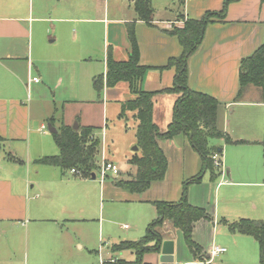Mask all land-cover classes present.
Here are the masks:
<instances>
[{"label":"crops","instance_id":"1","mask_svg":"<svg viewBox=\"0 0 264 264\" xmlns=\"http://www.w3.org/2000/svg\"><path fill=\"white\" fill-rule=\"evenodd\" d=\"M130 2L132 12L129 6L118 0H0V153L4 146L12 143L25 144L28 149L31 145H40V138L29 129L30 113L23 104L26 93L29 96L33 93L40 100L52 104L53 114L56 110L54 91L64 85L66 92L60 97L62 103L79 100L81 83L90 81L93 88L94 78L105 74L108 48L115 61L127 60L130 50L127 27L130 24L139 49V64L148 68L142 81L143 90L160 92L170 88L174 70L165 66L169 59L181 54V46L170 31L174 27H182L183 20L200 19L206 12H219L223 6V0H184L177 13L170 16L158 13L151 0L154 14L151 22L145 23L135 14V0ZM166 5L163 10H166ZM112 12L114 16L106 19ZM95 33L98 37L104 34L98 53L102 59L96 62L100 67L92 66L80 72L77 46L65 42L57 44V40L72 34V42L79 34L93 39ZM263 37L264 2L235 1L227 6L226 17L222 21H214L207 26L200 47L187 62L189 89L205 93L221 104L217 113L218 128L232 140L247 142L227 145L222 140L210 144L209 140L211 147L222 150L221 174L218 176L221 179L217 178L215 182L209 172L204 174V184L211 193L208 199H203L205 205L197 203V196L196 199L195 195L191 199L189 196L188 203L204 209L211 219L196 222L192 231L193 240L207 255L213 246H217L214 243L217 225L226 227L223 221L232 223L249 219L264 222V98L258 89L249 86L243 96L235 100L240 61L260 46ZM102 95L106 104L112 101L118 105L134 97L123 82L113 88L104 87ZM177 97L176 94L157 93L152 99V121L161 132L172 120ZM98 102L104 104L103 100ZM25 108L28 112L24 119ZM103 108L105 110V105ZM129 115L134 119V113ZM73 122L77 126L98 128L96 137L99 138L102 126L82 123L78 118ZM25 124L26 130L23 128ZM61 124L73 126L65 121ZM40 129L43 130V125ZM100 143V154L105 160L102 141ZM159 146L168 163L162 181L152 183L140 195L129 194L113 184L103 186V195L105 192L107 196L114 193L117 199L136 205L129 209L131 225L123 226L126 232L117 243L134 241L145 234L148 224L156 218L152 202H177L183 182L201 170L200 157L185 136L161 141ZM8 156L18 159L10 153ZM41 157L44 156L35 160ZM35 160L26 163L8 159L12 168H6L3 174L0 171V264L68 262L73 239L63 222L74 221V211L80 208L75 203L82 202L84 206L95 196L87 184L92 179L78 177L74 191L73 186L64 181L69 177L76 178V175L71 172L63 174L58 168L38 164ZM111 163L117 165L113 161ZM128 171L134 173L132 167ZM162 231V243L173 242L174 264H209L206 261L209 259L202 263L194 260L184 244L182 233L169 223L164 224ZM207 235L213 242L211 245L206 241ZM231 236V239L227 238L226 251L218 256L229 252L228 258L236 259L253 245L248 240L251 239L249 236L237 235L240 238L232 233ZM74 243L77 244V240ZM110 247L105 258L100 257V264L110 258L128 262L135 260L133 252L113 253ZM77 248L82 249L83 245L77 244ZM160 249L159 252L144 254L143 263L158 264Z\"/></svg>","mask_w":264,"mask_h":264},{"label":"trees","instance_id":"2","mask_svg":"<svg viewBox=\"0 0 264 264\" xmlns=\"http://www.w3.org/2000/svg\"><path fill=\"white\" fill-rule=\"evenodd\" d=\"M235 1L239 0H223L222 9L219 12H206L200 19H186L183 20L182 27L172 28L170 34L177 38L181 46V54L168 60L165 68L174 70L173 82L170 88L160 92H148L142 88V81L148 68L139 64V49L132 24L127 27L130 45L127 60L115 61L110 48L107 49L106 72L94 78L93 89L97 92L99 99L104 87L113 88L121 82L128 85L134 97L120 104V118L125 117L127 113H134L138 152L128 160L134 173L129 176V179H113V185L131 194L140 195L147 191L152 183L162 181L168 163L159 142L171 140L179 135L188 139L192 149L200 157L201 170L195 177L183 182L181 197L177 202H152L156 210V218L148 224L143 237L137 241H121L110 247L113 253L133 252L135 254L133 262L110 258L103 260L101 264H144L142 261L144 254L159 251L163 241L159 229L165 223H169L173 229L182 233L183 241L196 262L202 263L208 259L207 253L203 252V249L193 240L192 231L196 222L211 219L204 209L188 203L187 187L199 183L206 172L210 173L212 181L221 174L219 167L214 164L213 156L216 154L220 161L222 150L211 147L209 140H222L227 145L247 142L232 140L218 128L217 113L221 104L205 93L189 89L187 62L200 47L207 26L214 21H222L226 17L227 6ZM261 1L264 2V0ZM134 11L139 20L145 23L151 22L154 14L151 0H135ZM249 86L258 89L264 98V37L260 46L240 61L235 100H239ZM157 93L178 95L173 105L172 120L163 132L159 131L152 121V99ZM48 122L53 128L54 116H51ZM98 130L96 127L80 125L74 130L72 126L60 124L57 132L52 134L58 154L41 157L35 162L58 168L63 174L73 170V175L91 179V176L96 173L100 154L101 143L96 137ZM8 159L20 162L19 159L10 156ZM223 223L230 233L251 237L258 246V262L264 264V222L239 219L232 223L225 221ZM151 243H153L152 246Z\"/></svg>","mask_w":264,"mask_h":264},{"label":"rangeland","instance_id":"3","mask_svg":"<svg viewBox=\"0 0 264 264\" xmlns=\"http://www.w3.org/2000/svg\"><path fill=\"white\" fill-rule=\"evenodd\" d=\"M118 1H121L123 4L129 6L130 11L132 12L133 7L130 0ZM182 1L184 0H153V5L154 8L158 10V13L164 15L170 14L171 16L172 14H175V12L177 13L180 7L183 6ZM166 3L169 5H166ZM164 5H166V10H163ZM113 16L114 14L112 12L111 16L106 17V19H110V17ZM72 35L68 37L63 36L62 38L59 37L57 44L65 42L77 46L80 56L77 65L80 68V72H82L83 69H90L92 66L99 68L100 66L96 62H98L99 59H102L99 58L98 53L99 50H101L102 44L100 41L104 40V34H101L100 37H98L95 33L93 39H91L86 34H79L77 36V40L74 42H72ZM54 92L56 94V98L54 99V107L56 110L54 114L52 104L43 101V99L40 100L38 96L34 95L33 93H31L30 96L28 93L25 94V100L23 101V104L26 106V108H28L30 113L31 122L29 129L35 133L38 138H40L41 142L39 146L31 145L29 149L25 147V144L21 143H12L11 145L8 144L4 146L3 152L0 153V171L3 174L6 171V168H12L10 167V163L6 157L9 153L26 163L34 162V160L40 156H55L58 154V149L54 144L52 134L47 128L49 125L48 119L52 115L55 118L54 128L58 127L62 121L71 123V125H73L75 123L73 121H75L76 118H78L82 123L87 122L94 126H102V129L99 131V138L100 141H102V146L104 149L103 157L106 158L105 160L107 162L113 161L117 164L119 168V174L116 177L108 176L104 181H101L99 174L95 173L96 178L87 182V184L91 186L90 190L92 191V194L95 192L93 200L90 198V201L85 202L84 206H82V202L75 203L76 205H80V208H76V211H74V221L63 222L73 239L71 256L68 262L65 264H100V257H103L104 259V255L108 252V248L112 244H117V242L120 241V237H122L123 233L126 232V230L123 229V226L131 225V223L128 221V216L130 215L129 209L136 206L133 202L117 199L114 193H112L110 196H107V193L105 192L104 195L106 196H104L102 191L104 185L107 186L109 184H113V179H129V176L132 175L128 171L131 166H129L127 162L134 153H138L137 151L133 152L131 150L136 146V131L134 129L136 122L129 115V113H127L125 117L120 118V105L115 104L112 101L106 104V100H104L102 93L99 100H103L104 104L98 102V94L92 88L90 81L86 82V84L83 82L81 83V96L79 100L74 101L75 103H62V99L60 97L62 93L66 92L65 85ZM103 105H105V110ZM26 108L24 110L25 115L22 116L24 119L26 118L25 116L28 112ZM105 119H107V122H105ZM41 125H43V130L40 129ZM23 128L26 130L27 125L25 124ZM213 142L216 143L219 141L211 140L210 144ZM102 160L103 158L100 154L96 164V172L99 165H101ZM206 178L208 181V174L206 175ZM220 179L221 177H218V180ZM78 180V177H69V180L64 182L65 184L70 185V187L73 186V190L75 191L77 189L76 186H78L75 184H78ZM204 182L205 178L203 176L199 183L191 184L187 187V201L189 200V196L191 199L192 196L195 195V199L197 196L196 201L199 205L206 204V202L204 204L203 199H208L211 193L209 194L210 190L207 186H205ZM216 230V239H213L214 243L219 247L225 248L227 245V238L229 240L232 237L231 233L226 227H223L220 224L217 225ZM162 232V228L159 229V233L163 237ZM143 235L139 236L134 241H137L143 237ZM237 235L240 234H234L235 237H240ZM205 237L206 241L211 245L213 242H210V237L208 235ZM74 239L77 240V244L83 245L82 249L77 248V244L74 243L76 240ZM248 240H250L252 242L251 244L253 245H251L248 250L247 247L245 248L247 251L243 256H240L236 259H231L228 258L229 252H227L225 255L216 256L211 259L207 256L209 260L206 261L209 262V264H211L213 261H215V264H259L257 246L252 238ZM152 245L153 243H151V246ZM125 259H127V257H125Z\"/></svg>","mask_w":264,"mask_h":264},{"label":"built area","instance_id":"4","mask_svg":"<svg viewBox=\"0 0 264 264\" xmlns=\"http://www.w3.org/2000/svg\"><path fill=\"white\" fill-rule=\"evenodd\" d=\"M33 82L37 83L38 80L37 79H32ZM213 160H214V164L217 167H220V161H219V157L215 154L213 156ZM71 173H74V171L72 170ZM100 176L101 181H104L108 176H117L119 174V168L117 165L111 163V162H107L106 160H102L101 165H99L97 172ZM226 251L225 248L219 247V246H213L209 252H208V257L214 258L222 253H224Z\"/></svg>","mask_w":264,"mask_h":264},{"label":"water","instance_id":"5","mask_svg":"<svg viewBox=\"0 0 264 264\" xmlns=\"http://www.w3.org/2000/svg\"><path fill=\"white\" fill-rule=\"evenodd\" d=\"M47 128L51 134H54L57 132V130L55 128H52L50 125H48ZM72 128L76 130L78 128L77 124H73ZM133 151H137V147H134ZM91 179L92 180L95 179L94 174L91 176ZM173 247L174 245L172 241H164L161 244V249H160V253L158 257V264H174V257H173L174 248Z\"/></svg>","mask_w":264,"mask_h":264}]
</instances>
